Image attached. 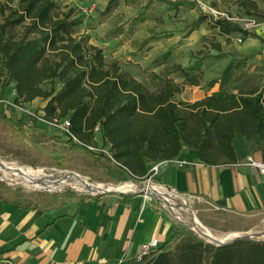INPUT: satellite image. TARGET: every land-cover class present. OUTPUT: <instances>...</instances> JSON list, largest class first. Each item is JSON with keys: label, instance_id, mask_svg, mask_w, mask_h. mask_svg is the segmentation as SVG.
Returning a JSON list of instances; mask_svg holds the SVG:
<instances>
[{"label": "trees", "instance_id": "obj_1", "mask_svg": "<svg viewBox=\"0 0 264 264\" xmlns=\"http://www.w3.org/2000/svg\"><path fill=\"white\" fill-rule=\"evenodd\" d=\"M115 3L108 0L103 12ZM256 9V3L248 1L244 12L251 14ZM206 17L219 34L252 35L236 22L203 13L188 22L187 33L197 29ZM80 23L74 8L57 9L54 0L0 1V74L4 71L0 75V98L5 99L9 84L14 82L16 102L37 97L45 100L43 117L68 118L72 134L82 143L89 144L100 135L102 146L117 162L107 171L116 180L144 178L149 163L174 158L184 147L195 150L201 162L214 165L235 162L236 134L264 141L262 94L253 89H223L233 68L257 51L227 53L218 42L213 43L217 53L200 55L199 51L184 67L174 64L171 69L154 73L160 85L148 90L140 80L126 76L116 61L107 62L101 47L73 35ZM20 25L23 35L17 37L14 28ZM225 55L239 57L206 83L207 88L218 84V89L192 102L174 99L184 84H199L190 71L199 70L206 58ZM174 71H179L180 83L168 76ZM44 82L49 85L42 86ZM2 118L12 123L8 115ZM77 145L89 151L83 144ZM5 251L0 252V264H8V258L3 257ZM126 264H264V239L243 238L215 245L192 233L174 230L149 260L134 259Z\"/></svg>", "mask_w": 264, "mask_h": 264}, {"label": "rangeland", "instance_id": "obj_2", "mask_svg": "<svg viewBox=\"0 0 264 264\" xmlns=\"http://www.w3.org/2000/svg\"><path fill=\"white\" fill-rule=\"evenodd\" d=\"M15 1L9 0L11 4ZM107 1L54 0L57 9L66 11L72 7L81 17V23L74 27L73 35L101 47L107 62L116 61L126 76H136L148 90H155L160 85L159 79L153 76L154 73L171 69L174 64L184 67L193 62V56L199 51L200 55L217 53L212 44L218 42L222 51L227 53L244 54L257 51L245 63L233 68L223 89L231 92L253 89L259 91L264 99V0H200L207 5L205 10L198 7L197 0H116L108 11L103 12ZM248 1H254L257 6L251 14L244 12V9L248 8ZM177 2L182 4L176 6ZM241 2L244 5H241ZM200 13L209 14L213 18L230 17L232 21L248 28L252 35L244 37L241 33L219 34L217 28L212 27L208 17L197 29L187 33L188 22ZM23 29L21 25L14 28L17 37L23 35ZM145 38L148 40L143 44ZM237 38L241 40L238 41ZM163 53L168 54L162 57ZM235 56L237 55L203 60L199 70L190 71L197 76L199 84L184 85L183 91L175 95L174 99L192 102L218 89V84L207 88L206 83L219 76L225 65ZM3 73L2 70L0 75ZM178 73L179 71H174L168 76L174 81ZM13 83L9 84L5 96V100H9L12 105L8 108L5 100L0 98V161L6 164L5 168L0 169L2 195L33 198L71 193L81 196L101 194L79 190L80 185L69 177L66 178V185L51 187H35L20 182L18 176H33V171H41L52 178L70 173L78 174L89 182L100 183L105 187L130 181L134 185L132 191L147 184L161 187L149 178V174L140 180L133 177L128 180H116L107 172L114 163L103 150L99 152L88 149L89 152L64 135L54 134L55 129H49L48 134L35 131L38 128L47 131L48 128L43 129L35 125L37 120L25 109L38 112L43 100L37 97L32 100L33 103L16 102ZM48 85V82L42 83L44 87ZM55 87L58 89L59 85L55 83ZM4 109L8 113L4 112ZM3 115H8L13 124L4 120ZM19 120L23 121V124H17ZM62 136L64 137L61 138ZM89 145L104 148L95 137ZM11 163L14 166L10 165ZM155 200L174 221L175 229L179 232L192 233L199 239L214 242L201 237L192 226L184 223L183 220H186L190 223H200L217 235L243 233L242 235L254 234L248 237L249 239H264V206L235 212L181 196L177 197L179 209L172 211L159 198Z\"/></svg>", "mask_w": 264, "mask_h": 264}, {"label": "crops", "instance_id": "obj_3", "mask_svg": "<svg viewBox=\"0 0 264 264\" xmlns=\"http://www.w3.org/2000/svg\"><path fill=\"white\" fill-rule=\"evenodd\" d=\"M181 81L178 73L174 82ZM45 102H40L39 111ZM6 109L3 111L8 113ZM35 125L48 128L35 131L48 134L49 129L54 130L39 120ZM95 140L102 145L100 135ZM233 146L235 162L214 165L201 162L195 150L184 147L174 158L185 163L178 166L159 161L152 181L177 197L198 199L226 210L263 207L264 172L247 165L246 159L251 156L263 161L264 141L236 134ZM151 165H147L148 170ZM119 191L33 198L0 193V252L6 250L3 257L8 258V264H126L135 259L141 243L157 238L160 246L176 230L174 221L150 192Z\"/></svg>", "mask_w": 264, "mask_h": 264}, {"label": "bare ground", "instance_id": "obj_4", "mask_svg": "<svg viewBox=\"0 0 264 264\" xmlns=\"http://www.w3.org/2000/svg\"><path fill=\"white\" fill-rule=\"evenodd\" d=\"M10 165L14 166L13 163H11ZM5 166H6V164H3V162L0 161V169L5 168ZM3 173L7 174L5 172H3ZM32 173H33V176H18L20 179V182L27 184L29 186H35V187H43V186L44 187L45 186L51 187L53 185H66L67 184L66 178L69 177L73 180L74 183L80 185V187L78 186L79 190L83 189L84 191H86L88 193L101 192V191L106 190V189H113V190H118V191L119 190L125 191V190H133L134 189V185L130 181L120 183V184L118 183L117 185H111V186L105 187L100 183L89 182L84 177H81L78 174H73V173L66 174L63 177H58V178H52L50 176H47L44 173H42L41 171H33ZM144 189L147 192H150L152 195L160 198L164 203H166V205L168 206V208L170 210L176 211V209H179V207L177 206V197H176L177 195H175L174 193H171L165 189H162L161 187H159L157 185H145ZM174 207H176V208H174ZM175 214H177V213L175 212ZM179 215H180V213H179ZM182 218H183V216H182ZM192 219L194 221H196L193 217H192ZM183 221L186 225L192 226L201 237H204L205 239H208V240H212L215 243L221 242V241H226L225 239H231L233 237L240 236L243 234V233L242 234H240V233H228V234H224V235H217V234L211 232L209 229H207L206 227H204L200 223L192 222L193 223L192 224V223H190V221L189 222L186 220H183Z\"/></svg>", "mask_w": 264, "mask_h": 264}, {"label": "built area", "instance_id": "obj_5", "mask_svg": "<svg viewBox=\"0 0 264 264\" xmlns=\"http://www.w3.org/2000/svg\"><path fill=\"white\" fill-rule=\"evenodd\" d=\"M197 4H198V7L201 10H205L207 8L206 3H204V2H202L200 0H197ZM218 14H220V13H218ZM220 15L223 16V14H220ZM222 18H225V19H227L229 21H232V18L227 17V16L222 17ZM233 22H235V21H233ZM236 23H238V22H236ZM240 26H242V25H240ZM243 28H246V27H243ZM246 29H248V28H246ZM237 40L240 41L241 39L237 38ZM25 111L28 114H30L33 118H35L36 120H39L40 122H42V123L52 127L53 129L59 131L62 135H64L65 137H67L69 139H72L77 144H83L85 147H87L88 149H90L92 151H99L100 152L101 150H103L106 153V155L111 159V161L113 163H117L113 159V157L111 156L110 152L107 149H105V148L102 149V148L95 147V146H92V145H89V144H84L81 141H79L72 134V132H71V130L69 128L70 127V122H69L68 118H64V119H55L54 118V119H51V120H47V119H45L43 117V112L42 111H38V112H35V113L30 111V110H26V109H25ZM95 129H97V127H95ZM166 161L171 162V163H175L178 166H182L185 163L184 161L177 160L175 158H170V159H167ZM246 164L251 166V167H256L259 171L264 172V160L263 161L255 160L251 156H248L247 159H246ZM158 167H159V161L155 162V163H152L150 169L147 172V176L149 174V178H150L153 175H155L157 170H158ZM147 185H149V184H147ZM150 195L155 197L152 194H150ZM197 198L198 197H192L191 199H197ZM158 246L159 245H158L157 238H152L150 241L141 243L140 246H139V251H138V253L135 256V260L138 261V262H146L147 260H149L158 251Z\"/></svg>", "mask_w": 264, "mask_h": 264}, {"label": "water", "instance_id": "obj_6", "mask_svg": "<svg viewBox=\"0 0 264 264\" xmlns=\"http://www.w3.org/2000/svg\"><path fill=\"white\" fill-rule=\"evenodd\" d=\"M144 189H143V187L141 188V191H143ZM105 192H118V193H121L122 191H118V190H113V189H106V190H103V191H101V192H98V193H105ZM156 197V196H155ZM156 198H158V197H156ZM160 199V198H159ZM161 200V199H160ZM162 201V200H161ZM254 234H252V235H249V234H246V235H240V236H236V237H233V238H231V239H229V240H226V241H221V242H217V243H214V242H211V241H209V242H211V243H213V244H215V245H222V244H227V243H230V242H232V241H234V240H237V239H243V238H248V237H251V236H253Z\"/></svg>", "mask_w": 264, "mask_h": 264}]
</instances>
